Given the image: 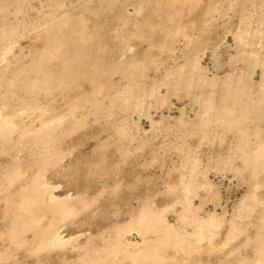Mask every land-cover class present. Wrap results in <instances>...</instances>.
<instances>
[{
  "label": "rangeland",
  "instance_id": "rangeland-1",
  "mask_svg": "<svg viewBox=\"0 0 264 264\" xmlns=\"http://www.w3.org/2000/svg\"><path fill=\"white\" fill-rule=\"evenodd\" d=\"M0 264H264V0H0Z\"/></svg>",
  "mask_w": 264,
  "mask_h": 264
},
{
  "label": "bare ground",
  "instance_id": "bare-ground-1",
  "mask_svg": "<svg viewBox=\"0 0 264 264\" xmlns=\"http://www.w3.org/2000/svg\"><path fill=\"white\" fill-rule=\"evenodd\" d=\"M235 97H236V96H235ZM7 123H8V122H7ZM10 124H11V123H10ZM7 126H8V125H7ZM10 127H11V125H10ZM16 128H17V127H16ZM1 130H2V129H1ZM1 132H2V131H1ZM4 132H5V131H4ZM6 133H7V132H5V135H8V134H6ZM8 133H9V131H8ZM11 133H12V132H11ZM2 135H3V133H1V136H2ZM12 135H13V134H12ZM4 137H6V136L3 135V138H4ZM30 197H31V196H30ZM31 198H32V197H31ZM30 201H31V200H30ZM200 241H201V240H200Z\"/></svg>",
  "mask_w": 264,
  "mask_h": 264
}]
</instances>
